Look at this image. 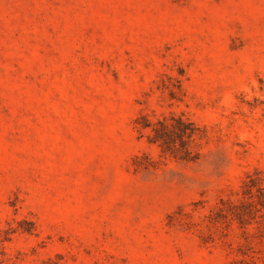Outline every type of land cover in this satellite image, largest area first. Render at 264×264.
<instances>
[{"label": "rangeland", "instance_id": "obj_1", "mask_svg": "<svg viewBox=\"0 0 264 264\" xmlns=\"http://www.w3.org/2000/svg\"><path fill=\"white\" fill-rule=\"evenodd\" d=\"M261 188L264 0H0V264H264Z\"/></svg>", "mask_w": 264, "mask_h": 264}, {"label": "trees", "instance_id": "obj_2", "mask_svg": "<svg viewBox=\"0 0 264 264\" xmlns=\"http://www.w3.org/2000/svg\"><path fill=\"white\" fill-rule=\"evenodd\" d=\"M186 133V132H185ZM255 186V185H254ZM261 189H263L264 190V188H261ZM251 190V193H252V191H253V188L252 189H250Z\"/></svg>", "mask_w": 264, "mask_h": 264}]
</instances>
